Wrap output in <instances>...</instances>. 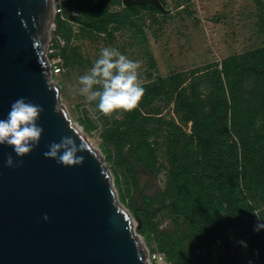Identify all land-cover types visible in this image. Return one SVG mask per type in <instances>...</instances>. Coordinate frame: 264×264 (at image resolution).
I'll return each mask as SVG.
<instances>
[{
  "label": "rangeland",
  "instance_id": "obj_1",
  "mask_svg": "<svg viewBox=\"0 0 264 264\" xmlns=\"http://www.w3.org/2000/svg\"><path fill=\"white\" fill-rule=\"evenodd\" d=\"M76 1L70 15L93 11L101 24L67 20L68 31L56 24L46 57L61 70L51 80L67 116L101 153L147 263L172 264L173 239L183 237V264H256L244 246L264 248V181L232 182L229 196L211 177L219 149L233 173L234 136L215 116L220 94L209 72L229 57L264 48V0H160L159 12L122 0ZM194 103L212 137L195 124ZM137 108L146 129L140 150L117 151L105 131L135 118ZM236 187L249 207L236 208ZM239 227L246 230L242 237Z\"/></svg>",
  "mask_w": 264,
  "mask_h": 264
},
{
  "label": "water",
  "instance_id": "obj_2",
  "mask_svg": "<svg viewBox=\"0 0 264 264\" xmlns=\"http://www.w3.org/2000/svg\"><path fill=\"white\" fill-rule=\"evenodd\" d=\"M54 19L53 0H0V264H148L101 153L51 80Z\"/></svg>",
  "mask_w": 264,
  "mask_h": 264
},
{
  "label": "trees",
  "instance_id": "obj_3",
  "mask_svg": "<svg viewBox=\"0 0 264 264\" xmlns=\"http://www.w3.org/2000/svg\"><path fill=\"white\" fill-rule=\"evenodd\" d=\"M76 4L80 3H77L76 0H66L62 5V15L55 16V24H59V27L63 26L65 31H68L67 20H78L85 26L101 24V19L98 17L100 15L93 11L81 18L70 15L69 9H73ZM143 7L159 12L151 4H146ZM81 14L84 13L81 12ZM209 74L214 81V91L220 94L219 101L215 103V116L219 118L220 123L224 121V131L234 136L232 145H229L234 151L233 173L229 174L226 170L227 162L221 155L220 149L219 156L212 159L210 173L211 177L217 181L220 189L230 196L229 184L232 182L238 184L240 180L248 185L260 179L264 181V48L229 57L221 62L219 69L213 68ZM192 107L191 113L195 124L212 137L213 127L195 113V103L192 104ZM136 110L137 112H134L135 118L128 115L124 118V122L115 123L105 131L107 141H112L117 151L125 146H128L131 151L140 150L141 142L145 139L146 129L145 127L142 128L141 123H138L142 117L139 109ZM228 118L229 124H227ZM249 188H251V193L254 196L261 195L260 187L250 185ZM236 194L239 198V207L236 208L240 210L249 207L244 199L243 191L241 192L238 187H236ZM235 197L232 194L231 199ZM145 224H147L146 221H144L143 227ZM239 231L238 236L242 237L243 234H246V230L242 227H239ZM153 232H156L155 228ZM171 245L170 262L183 264L188 256L183 237L173 239ZM244 247L250 250L256 264H264L263 246L255 244ZM195 264H211V262L205 260L197 261Z\"/></svg>",
  "mask_w": 264,
  "mask_h": 264
},
{
  "label": "built area",
  "instance_id": "obj_4",
  "mask_svg": "<svg viewBox=\"0 0 264 264\" xmlns=\"http://www.w3.org/2000/svg\"><path fill=\"white\" fill-rule=\"evenodd\" d=\"M65 1L66 0H53L54 17L56 15H59V16L62 15V13H63L62 5ZM49 69H50L51 76L57 75L61 70L60 67L53 66L50 62H49Z\"/></svg>",
  "mask_w": 264,
  "mask_h": 264
},
{
  "label": "bare ground",
  "instance_id": "obj_5",
  "mask_svg": "<svg viewBox=\"0 0 264 264\" xmlns=\"http://www.w3.org/2000/svg\"><path fill=\"white\" fill-rule=\"evenodd\" d=\"M149 264V263H148Z\"/></svg>",
  "mask_w": 264,
  "mask_h": 264
}]
</instances>
